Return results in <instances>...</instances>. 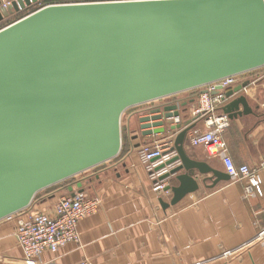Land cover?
Here are the masks:
<instances>
[{
  "label": "water",
  "instance_id": "1",
  "mask_svg": "<svg viewBox=\"0 0 264 264\" xmlns=\"http://www.w3.org/2000/svg\"><path fill=\"white\" fill-rule=\"evenodd\" d=\"M38 1L0 5V21ZM260 67L264 0L51 3L5 25L0 28V220L28 207L39 191L116 157L126 109ZM248 84L224 92V98L237 94L224 113L241 115L234 113L239 106L247 113L241 91ZM191 103H163L138 118L142 136L173 134L174 154L158 164L151 161L154 171L178 163L159 176L177 181L165 188L172 192L169 202L159 198L164 208L198 189L196 173L209 187L229 180L187 153L188 132L199 116L178 118ZM67 190L74 194L71 186Z\"/></svg>",
  "mask_w": 264,
  "mask_h": 264
},
{
  "label": "crops",
  "instance_id": "2",
  "mask_svg": "<svg viewBox=\"0 0 264 264\" xmlns=\"http://www.w3.org/2000/svg\"><path fill=\"white\" fill-rule=\"evenodd\" d=\"M20 13L14 11L3 18L0 28L15 21ZM238 77L222 93L249 82L241 91L247 100V113L242 106L234 112L241 113L236 117L222 111L236 94L222 101L217 114L228 119L222 138L235 165L246 164L258 170L262 178L260 195L244 198V182L223 180L209 187L210 181L202 182L203 175L196 173V191L173 205L161 206L159 198L169 202L172 197V192L165 188L177 185V181L173 175L163 180L159 176L178 163L167 165L151 176L152 171L142 164L138 150L165 142H171L170 145L173 134L142 136L138 118L151 107L190 99L193 103L187 105L188 112L178 120L183 122L193 117L205 87L184 91L127 112L124 121L127 141L114 162H104L74 176L50 193L33 199L25 209L1 219L0 264H27L14 234L18 220L35 211L52 213L57 199L71 194L68 186L74 193L81 190L87 197L97 198L99 208L77 223V241L64 244L54 253L43 251L38 264H76L84 259L92 264H264V68ZM205 129L201 117L188 132L187 153L224 172L219 157L210 156L203 146L189 144L195 130ZM156 182L162 184L161 190L153 189Z\"/></svg>",
  "mask_w": 264,
  "mask_h": 264
},
{
  "label": "built area",
  "instance_id": "3",
  "mask_svg": "<svg viewBox=\"0 0 264 264\" xmlns=\"http://www.w3.org/2000/svg\"><path fill=\"white\" fill-rule=\"evenodd\" d=\"M18 0H0V5L4 8ZM103 1V0H93ZM87 2V1H85ZM66 3V2H64ZM20 11V10H19ZM241 74L229 76L210 83L205 87V92H201L197 106L193 115L204 118L206 129L195 130L189 138L191 146H203L206 152L213 157H219L222 162L224 172L232 182H244L243 197L252 194H261L262 178L257 169L251 168L246 164L235 165L227 152L226 144L222 138L224 129L228 126L226 115L217 114L224 98L222 93L227 87L234 85ZM220 88L219 93L212 95L210 92ZM171 142L156 145L154 147H142L138 150V156L142 164L152 171L154 163L164 161L174 151L170 150ZM168 152V153H167ZM167 153V154H166ZM156 180V179H155ZM162 184L155 183L154 190H161ZM99 200L89 198L83 192L78 191L73 195L66 194L58 198L53 207L52 213L40 211L32 212L26 219H19L15 230L16 240L23 251V258L27 264H38L39 257L43 251L56 252L64 244L77 241V223L97 212ZM76 264H92L89 260H81Z\"/></svg>",
  "mask_w": 264,
  "mask_h": 264
},
{
  "label": "rangeland",
  "instance_id": "4",
  "mask_svg": "<svg viewBox=\"0 0 264 264\" xmlns=\"http://www.w3.org/2000/svg\"><path fill=\"white\" fill-rule=\"evenodd\" d=\"M85 1H93V0H57V2H52V1H49L48 3H46V4H43V5H37L34 9H32L33 11L34 10H36V8L38 9V8H40V7H42V6H44V5H47V4H51V2L52 3H64V2H85ZM21 12H25L26 14H28V13H30V12H26L25 10L24 11H21ZM25 14V15H26ZM24 16V15H23ZM22 16V13L21 14H19V15H17L16 17H17V19H19V18H21V17H23ZM3 27V26H2ZM1 27V28H2ZM264 67H260V68H258V69H255V71H258V70H261V69H263ZM139 106H141V105H137V106H133V107H130V109L128 108V109H126L124 112H123V114H122V116H121V122H120V128H121V146H125V143H126V132H125V127H124V121H125V116H126V114H127V112H129L130 110H135V109H137ZM122 147V148H123ZM120 150H121V148H120ZM119 154V153H118ZM118 156V155H117ZM117 156L116 157H114V158H112L111 160H109L107 163L108 164H111L112 162H114L115 161V159L117 158ZM102 164H104V163H102ZM101 165V164H100ZM99 165H97V167H98ZM96 167V166H95ZM95 167H93V168H90V169H88V171H91V170H93ZM84 172H87V170L86 171H84ZM81 174V173H80ZM82 174H83V172H82ZM74 178H72L71 177V180H73ZM70 180H64V181H61V182H59V183H57V184H54V185H52V186H50V187H47V188H45V189H43V190H41V191H39L35 196L36 197H38V196H40V195H44V194H48V193H50L51 191H53L56 187H58V186H61V185H64L65 183H67V182H69ZM35 197V198H36ZM58 200V199H57Z\"/></svg>",
  "mask_w": 264,
  "mask_h": 264
},
{
  "label": "trees",
  "instance_id": "5",
  "mask_svg": "<svg viewBox=\"0 0 264 264\" xmlns=\"http://www.w3.org/2000/svg\"><path fill=\"white\" fill-rule=\"evenodd\" d=\"M49 1H51V0H40V1H38V2H36V3H34V4H32V5H30L29 7H26L25 9H23V10H20V11H18V12H21V11H26V12H32L33 10L32 9H34L37 5H43V4H46V3H48ZM37 9V8H36ZM22 13V16L23 15H25L26 13L25 12H21ZM20 13V14H21ZM123 147V146H122ZM122 147H121V151H122ZM120 151V152H121ZM119 152V153H120ZM119 155V154H118ZM73 178V177H72ZM67 180H70L71 181V178H69V179H67ZM36 197V196H35ZM35 197L33 198V199H35Z\"/></svg>",
  "mask_w": 264,
  "mask_h": 264
}]
</instances>
